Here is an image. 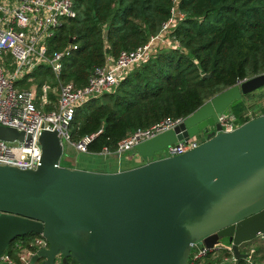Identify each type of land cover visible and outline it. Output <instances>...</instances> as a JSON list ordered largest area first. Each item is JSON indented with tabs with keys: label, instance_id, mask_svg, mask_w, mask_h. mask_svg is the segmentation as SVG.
Here are the masks:
<instances>
[{
	"label": "water",
	"instance_id": "obj_1",
	"mask_svg": "<svg viewBox=\"0 0 264 264\" xmlns=\"http://www.w3.org/2000/svg\"><path fill=\"white\" fill-rule=\"evenodd\" d=\"M263 87L261 74L215 96L137 146L146 163L117 173L61 166L58 133L43 131L36 170L0 166V256L33 234L49 247L32 264H188L194 244L212 248L224 239L237 260L247 259L241 246L264 235V115L230 133L219 118ZM200 135L197 148L155 158ZM24 138L0 127L2 141Z\"/></svg>",
	"mask_w": 264,
	"mask_h": 264
},
{
	"label": "trees",
	"instance_id": "obj_2",
	"mask_svg": "<svg viewBox=\"0 0 264 264\" xmlns=\"http://www.w3.org/2000/svg\"><path fill=\"white\" fill-rule=\"evenodd\" d=\"M173 7L172 0H76L77 16L57 31L50 44V52L71 43L77 46L64 59L62 82L86 86L96 67L158 34ZM178 10L184 15L172 31L178 48L160 50L130 71L110 93L76 111L70 127L73 141L102 130L89 146V155L104 148L115 151L121 140L138 129L165 119L187 118L215 96L264 74V0H178ZM50 71L47 66L36 69L31 75L33 82L25 87L36 85L41 90L48 84L44 72ZM209 74L210 78L205 77ZM49 100L52 105L47 106L48 111L57 100L52 91ZM243 100L229 109L240 125L257 117L245 115L249 109ZM35 237L18 238L8 251L17 241ZM243 246L241 251L247 253ZM215 254L220 258L211 260ZM260 254L259 248L252 261L228 263L224 258L229 254L219 251L209 254L205 264H264Z\"/></svg>",
	"mask_w": 264,
	"mask_h": 264
},
{
	"label": "built area",
	"instance_id": "obj_3",
	"mask_svg": "<svg viewBox=\"0 0 264 264\" xmlns=\"http://www.w3.org/2000/svg\"><path fill=\"white\" fill-rule=\"evenodd\" d=\"M172 1L174 7L171 17L162 25L158 34L137 49L123 51L116 60L109 59L104 66L96 67L88 84L77 87L72 82L63 83L61 80L64 59L77 50V46L71 43L61 51L50 52V44L57 31L77 16L76 0H0V127L12 128L25 134L23 141L0 140V166L36 170L42 162L39 139L43 131H56L64 151L66 142L79 154H90L89 146L101 135L102 130L81 141H73L70 127L76 111L91 100L110 93L130 71L147 63L164 47H179L172 31L184 15L178 10V0ZM42 66L50 67L59 83L56 104L50 111L46 109L52 105L48 84L41 90L36 85L18 87L23 81L32 83L34 79L30 76ZM185 119H165L149 128L138 129L121 140L115 151L104 148L95 156L120 159L131 153L136 154L137 146L173 130ZM219 123L225 133L233 132L241 126L229 111L220 116ZM200 143L201 140L194 138L188 143L169 146L158 159L182 155L197 148ZM260 238L264 239V235ZM48 247L47 240L42 236L27 242L17 241L11 252L8 251L9 246L0 256V264H32L37 253ZM219 251L229 254L224 262L234 263L237 260L232 245L218 244L211 248L196 243L192 246L190 264H201L209 254ZM255 253L256 249H250L247 259L252 261ZM58 259L56 264H62L61 258Z\"/></svg>",
	"mask_w": 264,
	"mask_h": 264
},
{
	"label": "rangeland",
	"instance_id": "obj_4",
	"mask_svg": "<svg viewBox=\"0 0 264 264\" xmlns=\"http://www.w3.org/2000/svg\"><path fill=\"white\" fill-rule=\"evenodd\" d=\"M44 75L48 78L47 81H48V86L50 87V91L53 90V94L57 97L59 83L56 82L57 81L56 76L51 71L50 72H44ZM30 77L33 78V76H30ZM27 84H28L27 81H23V82H20L18 84V87L19 88H26L25 86ZM52 85H55V87H53ZM52 87H53V89H52ZM243 99L242 100L244 101V107L245 108L247 107V110L249 109L245 114L246 116H252V117L253 116H257V117L261 116L262 110L264 109V87L257 90L255 93H253L250 96L249 95L244 96ZM196 139L203 141L204 136L200 135ZM64 145H65V151H64V154L61 158V166H63V167H67V168L72 169V168H75V166L82 165L84 163H88L87 165L93 164V163L96 165H109L112 162V160H114V157L92 156L89 154H79L73 147L69 146L66 142H64ZM162 155H163V153L160 152L156 155L155 158H159ZM132 159L133 160L137 159V157L132 156ZM227 243H228L227 239H224L223 242L220 243V245H225ZM251 246H253L256 249L260 248L261 249L260 256L264 258V239H261L260 237H258L254 241L249 242L248 244H245L243 246V251H246V248L249 249ZM218 258H220V254H215L210 259L212 260V259H218ZM205 260H206V258L204 259V261L201 264H205L206 263Z\"/></svg>",
	"mask_w": 264,
	"mask_h": 264
},
{
	"label": "crops",
	"instance_id": "obj_5",
	"mask_svg": "<svg viewBox=\"0 0 264 264\" xmlns=\"http://www.w3.org/2000/svg\"><path fill=\"white\" fill-rule=\"evenodd\" d=\"M167 48L168 47H164L163 49H167ZM131 154L126 155L125 157L120 158V159L114 157V160H112V162L109 165H96L94 163H93L94 165L93 164L87 165L88 163H84L82 165H77L75 166V168H72V169H83V170H88V171L105 172V173H117V172L126 171L129 169L139 167L148 161L146 159L140 158L135 153H131ZM92 156H95V155H92ZM132 156L137 157V159L133 160ZM252 248L254 247L251 246L249 249L246 248V250L249 251Z\"/></svg>",
	"mask_w": 264,
	"mask_h": 264
},
{
	"label": "flooded vegetation",
	"instance_id": "obj_6",
	"mask_svg": "<svg viewBox=\"0 0 264 264\" xmlns=\"http://www.w3.org/2000/svg\"><path fill=\"white\" fill-rule=\"evenodd\" d=\"M70 264H74L73 261H69Z\"/></svg>",
	"mask_w": 264,
	"mask_h": 264
}]
</instances>
